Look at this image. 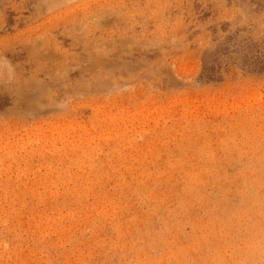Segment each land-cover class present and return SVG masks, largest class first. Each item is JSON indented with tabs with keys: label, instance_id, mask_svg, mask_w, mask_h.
<instances>
[{
	"label": "rangeland",
	"instance_id": "374dc122",
	"mask_svg": "<svg viewBox=\"0 0 264 264\" xmlns=\"http://www.w3.org/2000/svg\"><path fill=\"white\" fill-rule=\"evenodd\" d=\"M0 264H264V0H0Z\"/></svg>",
	"mask_w": 264,
	"mask_h": 264
}]
</instances>
